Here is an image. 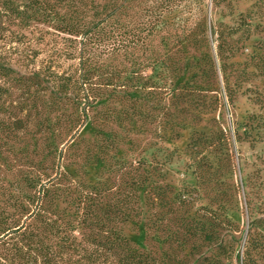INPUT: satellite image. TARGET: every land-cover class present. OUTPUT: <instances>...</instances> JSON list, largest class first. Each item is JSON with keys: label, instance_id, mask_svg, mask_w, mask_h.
<instances>
[{"label": "rangeland", "instance_id": "rangeland-1", "mask_svg": "<svg viewBox=\"0 0 264 264\" xmlns=\"http://www.w3.org/2000/svg\"><path fill=\"white\" fill-rule=\"evenodd\" d=\"M8 2L0 0V64L17 76L77 66V60L61 56L68 35L48 23L23 21ZM135 4L154 8L161 2ZM182 6L164 14L163 34L179 33L182 50L174 56L186 66L184 79L191 78L194 97L170 109L171 119L186 110L175 120L180 125L165 129L167 116L151 110L136 121L141 133L131 134L123 150L113 153L114 164L142 161L151 181L140 191L141 215L119 228L164 263L264 264V247L253 246L247 254L254 238L264 246V129L252 130L251 137L245 132L253 116L264 117V0H186ZM205 26L208 38L201 43ZM233 27L238 28L234 34ZM220 31L227 37L223 55L217 51ZM156 39L162 42V36ZM35 93V86H20L0 73V182L7 161L18 167L27 153L33 159ZM183 116L187 120H180ZM82 135H92L90 124ZM102 167H89L88 179L102 175ZM6 228L0 225V264H54L36 250L42 245L37 238L32 248L23 247L25 256L4 254L14 249L2 244L10 238Z\"/></svg>", "mask_w": 264, "mask_h": 264}, {"label": "trees", "instance_id": "trees-1", "mask_svg": "<svg viewBox=\"0 0 264 264\" xmlns=\"http://www.w3.org/2000/svg\"><path fill=\"white\" fill-rule=\"evenodd\" d=\"M185 1L160 0L147 8L135 4L138 0H9L23 21L48 23L68 35L61 56L78 64L63 71L50 66L28 76L0 64V73L16 84L36 87L31 107L37 116L33 159L27 153L18 167L7 161L0 182V225L10 235L2 244L14 248L4 254L25 256L23 247L32 248L37 238L42 245L36 250L46 263L171 264L121 232L120 224L141 215L140 191L151 181L142 161H112L131 134L141 133L137 120L159 109L167 116L165 129L172 130L186 110L171 119L170 109L194 97L191 78L184 79L186 66L174 56L182 50L179 33L163 34L164 14ZM193 34L188 32L189 41ZM207 38L205 26L201 43ZM225 41L220 31V55L226 52ZM88 124L92 135L84 136ZM247 128L249 137L252 130L264 129V117L256 121L253 116ZM99 163L104 164L102 175L88 179V168ZM259 242L250 241L248 256L251 247H264Z\"/></svg>", "mask_w": 264, "mask_h": 264}]
</instances>
